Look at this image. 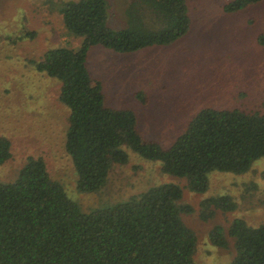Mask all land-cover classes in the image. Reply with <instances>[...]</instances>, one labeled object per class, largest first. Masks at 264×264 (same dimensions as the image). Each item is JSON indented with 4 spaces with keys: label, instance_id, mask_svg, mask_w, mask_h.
<instances>
[{
    "label": "trees",
    "instance_id": "obj_1",
    "mask_svg": "<svg viewBox=\"0 0 264 264\" xmlns=\"http://www.w3.org/2000/svg\"><path fill=\"white\" fill-rule=\"evenodd\" d=\"M262 1L233 0L223 11ZM109 12L108 0L64 2L57 13L67 34L82 39L79 47L52 48L33 62L60 84L58 100L68 109L64 149L77 192L102 189L112 165L128 162L125 147L158 162L162 173L184 179L195 194L207 190L210 173L241 175L264 157V113L204 108L163 148L143 137L134 111L106 106L86 68L91 47L129 54L168 46L190 28L186 0H132L122 27L110 26ZM258 42L264 44V34ZM10 156L9 141L0 137V166ZM243 187V201L258 190L254 183ZM262 196L264 203V191ZM181 200L182 189L165 183L85 213L49 176L41 158L28 157L13 181L0 182V264H195L197 236L182 220L195 210ZM236 209L231 196H212L200 202L197 216L208 223L218 212ZM208 239L223 249L232 241L230 264H264V223L250 226L235 218L227 228L213 225Z\"/></svg>",
    "mask_w": 264,
    "mask_h": 264
},
{
    "label": "rangeland",
    "instance_id": "obj_2",
    "mask_svg": "<svg viewBox=\"0 0 264 264\" xmlns=\"http://www.w3.org/2000/svg\"><path fill=\"white\" fill-rule=\"evenodd\" d=\"M67 1L77 0H0V137L9 141L11 154L0 166V182L13 181L28 157L41 158L49 176L85 213L153 186L175 184L182 189V203L195 210L182 216L197 236L194 263L230 264L235 254L232 241L228 239L224 249L215 247L208 232L213 225L227 228L235 218L250 226L264 223V157L241 175L210 173L207 190L195 194L185 188L184 179L162 173L158 162L125 147L128 162L112 165L102 189L77 192V175L64 149L68 109L58 100L60 84L38 72L33 63L49 49L79 47L82 39L67 34L57 13ZM108 1L110 26L122 27L132 0ZM232 1L186 0L190 28L168 46L129 54L91 47L86 68L105 95L106 106L134 111L143 137L163 148L204 108L263 114L264 44L258 37L264 34V0L244 10L224 12ZM251 183L258 190L243 201V186ZM220 195L231 196L237 209L218 212L212 222H200V202Z\"/></svg>",
    "mask_w": 264,
    "mask_h": 264
}]
</instances>
